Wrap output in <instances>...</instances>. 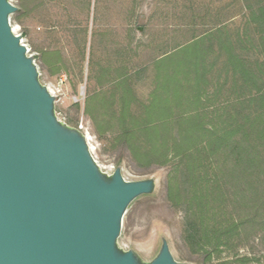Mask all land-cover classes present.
<instances>
[{"label": "rangeland", "instance_id": "obj_1", "mask_svg": "<svg viewBox=\"0 0 264 264\" xmlns=\"http://www.w3.org/2000/svg\"><path fill=\"white\" fill-rule=\"evenodd\" d=\"M11 3L20 9L11 17V26L28 55L35 58L41 83L54 92L60 118L88 132L94 156L103 167L120 164L127 181L158 179L153 196L141 197L130 206L119 245L149 261L159 249L160 237L165 236L177 261L201 264L205 251L215 248L219 224L238 215L235 195L240 188L220 178L227 189L213 190V173L202 166L204 154L197 158L200 168L196 173L190 171L194 161L175 158L180 130L177 116L183 106L177 100L175 74L180 58L176 50L218 28H225L229 38L216 34L211 39L215 48L223 39L235 44L245 30L254 39L256 29H264L260 22L264 0ZM216 58L215 50L210 59ZM215 65L211 73L214 87L222 75L221 62ZM156 95L165 100L164 114ZM222 103L220 97L208 108L209 117ZM189 222L197 226L194 241L203 244L201 250L188 239ZM233 255L260 257L264 264V244L253 235L245 246L237 242L228 248L220 246L210 261L216 264Z\"/></svg>", "mask_w": 264, "mask_h": 264}, {"label": "water", "instance_id": "obj_2", "mask_svg": "<svg viewBox=\"0 0 264 264\" xmlns=\"http://www.w3.org/2000/svg\"><path fill=\"white\" fill-rule=\"evenodd\" d=\"M0 0V264H191L160 237L147 261L119 245L130 206L158 188L103 167L86 131L60 118L56 97ZM140 32V29H138Z\"/></svg>", "mask_w": 264, "mask_h": 264}, {"label": "trees", "instance_id": "obj_3", "mask_svg": "<svg viewBox=\"0 0 264 264\" xmlns=\"http://www.w3.org/2000/svg\"><path fill=\"white\" fill-rule=\"evenodd\" d=\"M19 12L20 9L15 14ZM260 22L264 26V10L260 11ZM226 31L218 28L200 38L194 37L176 50L180 58L175 74L180 96L177 100H181L183 109L180 107L177 116L180 130L173 150L175 158L184 156L183 159L194 161L190 171L196 173L200 168L197 158L204 154L202 166L213 173V190L227 189L220 178L240 188L235 195V208L239 213L219 224L215 251L220 246L228 248L232 242L245 246L253 235L264 244V29H256L254 39L247 30L242 31L235 44L223 39L215 48L211 39L216 34L229 38ZM215 50L218 59L211 60ZM217 61L221 62L222 75L218 76L214 87L211 73ZM210 87L214 88L212 92ZM224 92H227L225 96ZM157 95L154 99L160 113L164 114L165 100ZM220 97L222 105L213 108L209 117L208 108ZM149 131L146 126L145 132ZM187 229L188 239L201 250L203 244L194 241L196 224L189 222ZM214 250L205 251L201 264H213L210 258ZM249 263L262 264L260 257L242 255H233L216 264Z\"/></svg>", "mask_w": 264, "mask_h": 264}, {"label": "bare ground", "instance_id": "obj_4", "mask_svg": "<svg viewBox=\"0 0 264 264\" xmlns=\"http://www.w3.org/2000/svg\"><path fill=\"white\" fill-rule=\"evenodd\" d=\"M13 31H14V33H16L14 27H13ZM22 43H23V42H22ZM48 88H49V87H48ZM49 90H50L51 94L55 96L54 92H53L50 88H49ZM86 134H87L88 142H89V144H90V146H91V152H92V154L94 155V150H95V149H94L93 145L91 144V137H90V135L88 134V132H86ZM126 171H127V170H126Z\"/></svg>", "mask_w": 264, "mask_h": 264}]
</instances>
